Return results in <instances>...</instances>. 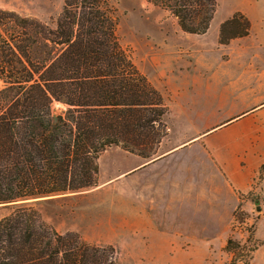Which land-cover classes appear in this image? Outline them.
Instances as JSON below:
<instances>
[{
	"label": "trees",
	"instance_id": "1",
	"mask_svg": "<svg viewBox=\"0 0 264 264\" xmlns=\"http://www.w3.org/2000/svg\"><path fill=\"white\" fill-rule=\"evenodd\" d=\"M148 1L193 35L209 31L218 8L217 0ZM106 4L65 0L55 29L14 21L10 31L0 21V205L91 189L107 148L149 159L167 135L157 129L169 109L121 46ZM250 32L248 17L236 12L221 24L220 44ZM54 101L67 109L55 112ZM245 248L232 239L226 246ZM0 264L117 263L114 249L62 234L29 207L0 219Z\"/></svg>",
	"mask_w": 264,
	"mask_h": 264
},
{
	"label": "crops",
	"instance_id": "2",
	"mask_svg": "<svg viewBox=\"0 0 264 264\" xmlns=\"http://www.w3.org/2000/svg\"><path fill=\"white\" fill-rule=\"evenodd\" d=\"M247 16L250 35L232 40L226 47L230 53L247 47L264 53V21ZM215 22L210 32L223 21ZM220 52L209 47L205 64L175 67L174 76L155 87L169 107L160 155L145 159L112 146L100 157L103 163L111 152L118 155L110 181L114 190L125 181V224L133 245L141 241L156 250L170 242L173 248L180 238L195 248L223 249L240 198L254 188L264 163V102L254 93L260 82L253 79L249 98L239 93L241 81L232 76L243 66L216 67ZM122 201L112 194L118 208Z\"/></svg>",
	"mask_w": 264,
	"mask_h": 264
},
{
	"label": "rangeland",
	"instance_id": "3",
	"mask_svg": "<svg viewBox=\"0 0 264 264\" xmlns=\"http://www.w3.org/2000/svg\"><path fill=\"white\" fill-rule=\"evenodd\" d=\"M105 1L117 20L116 34L121 46L154 88L172 78L176 72L175 67L187 66L190 69L191 65L205 64V52L210 47L221 51V57L217 56L218 59L214 60L216 67L224 63H229L232 70L243 66L241 71L232 76V80L241 81V88H237V91L247 92L246 96L249 98L252 94L248 87L252 86L253 79H256L260 84L254 90L255 96L264 102V53L253 47H247L245 50L237 48L230 53L226 48L230 44H220L219 27L216 33L214 28L204 35L186 33L168 10L148 0ZM217 3L218 8L212 20L216 21L215 25L230 19L236 12L250 15L252 21H264V0H217ZM64 6L65 0H0V21H3L10 31L14 21H35L55 29L63 16ZM3 29L0 26V31ZM174 38L177 41H173ZM40 48L45 51L43 43ZM182 61L186 63L182 64ZM163 101L168 105L166 100ZM52 109L60 113L65 111L67 106L54 101ZM168 113L157 129L161 135L168 134ZM157 147L148 150L149 159L160 155ZM117 157L116 153L111 152L105 156L103 163L99 159V166L102 163V168L100 167L97 186L80 192L20 199L11 204L0 205V219L9 216L16 209L34 208L60 233H78L91 245L114 249V260L117 264H231L236 258L237 264H264V163L255 179L253 190L240 198L241 202L235 211L228 241L232 239L246 247L244 252L239 254V249L235 252L226 250L228 241L223 249L214 252L205 247H192V243L180 238L176 239L179 242L178 247L172 242L173 248L169 247L170 242L165 243L166 248L156 250L144 248L140 244L141 241L133 245L126 232L125 181L115 190L110 181ZM112 194H120L124 198V209L118 208L116 203L112 202ZM134 246L136 248H133ZM255 246L258 249L253 252ZM238 255L241 256L238 258ZM248 259L250 260L246 262Z\"/></svg>",
	"mask_w": 264,
	"mask_h": 264
},
{
	"label": "water",
	"instance_id": "4",
	"mask_svg": "<svg viewBox=\"0 0 264 264\" xmlns=\"http://www.w3.org/2000/svg\"><path fill=\"white\" fill-rule=\"evenodd\" d=\"M258 210H260V209H258Z\"/></svg>",
	"mask_w": 264,
	"mask_h": 264
}]
</instances>
